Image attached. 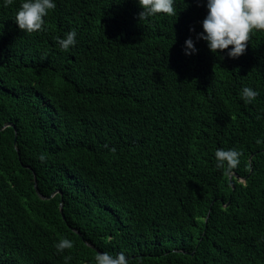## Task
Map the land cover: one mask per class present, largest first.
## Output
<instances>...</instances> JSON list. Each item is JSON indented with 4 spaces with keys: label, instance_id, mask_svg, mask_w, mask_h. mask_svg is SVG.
Masks as SVG:
<instances>
[{
    "label": "trees",
    "instance_id": "trees-1",
    "mask_svg": "<svg viewBox=\"0 0 264 264\" xmlns=\"http://www.w3.org/2000/svg\"><path fill=\"white\" fill-rule=\"evenodd\" d=\"M23 2L0 0V264H264V32L231 59L196 40L207 0L141 22L138 0H54L29 34Z\"/></svg>",
    "mask_w": 264,
    "mask_h": 264
},
{
    "label": "clouds",
    "instance_id": "clouds-1",
    "mask_svg": "<svg viewBox=\"0 0 264 264\" xmlns=\"http://www.w3.org/2000/svg\"><path fill=\"white\" fill-rule=\"evenodd\" d=\"M199 3V0H197ZM175 0H138L142 11L138 15L139 22L148 21L149 18L158 14L176 16ZM13 4V0H4V6ZM207 15L202 21L203 31L196 36V40L207 43L213 54L225 50L231 59L242 56L248 47L254 32H264V0H207ZM56 8L54 0H24L21 3L15 23L22 32L36 33L44 30L45 17L51 10ZM62 51H67L76 44V32L66 33L63 39H58ZM185 55L196 53L194 41L189 38L185 41ZM258 92L245 87L241 91V99L246 104H251ZM260 117L258 116L257 119ZM257 144L261 141L257 140ZM241 152L233 149H217L215 152L216 167L222 169L225 174L237 168L240 163ZM43 159V157H41ZM264 239V237H262ZM57 254L63 253L74 247L71 240L61 238L54 245ZM71 259L66 256L65 261ZM95 264H131L128 257L123 253L115 255L109 252L97 253Z\"/></svg>",
    "mask_w": 264,
    "mask_h": 264
},
{
    "label": "bare ground",
    "instance_id": "bare-ground-1",
    "mask_svg": "<svg viewBox=\"0 0 264 264\" xmlns=\"http://www.w3.org/2000/svg\"><path fill=\"white\" fill-rule=\"evenodd\" d=\"M247 73V72H246ZM245 76V75H244ZM246 78V77H245ZM256 81V80H255ZM216 185V184H215ZM219 234V233H218ZM256 245V244H255ZM257 247V246H256Z\"/></svg>",
    "mask_w": 264,
    "mask_h": 264
},
{
    "label": "water",
    "instance_id": "water-1",
    "mask_svg": "<svg viewBox=\"0 0 264 264\" xmlns=\"http://www.w3.org/2000/svg\"><path fill=\"white\" fill-rule=\"evenodd\" d=\"M243 180H245V179H243ZM229 204V203H228ZM61 210H62V206H61Z\"/></svg>",
    "mask_w": 264,
    "mask_h": 264
}]
</instances>
